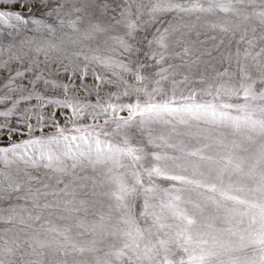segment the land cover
Segmentation results:
<instances>
[{
	"label": "snow or ice",
	"instance_id": "obj_1",
	"mask_svg": "<svg viewBox=\"0 0 264 264\" xmlns=\"http://www.w3.org/2000/svg\"><path fill=\"white\" fill-rule=\"evenodd\" d=\"M248 2L0 0V264L6 257L7 264H152L150 248L141 245L151 228L141 227L139 217L151 216L152 227L161 228L165 211L179 214V197L170 194L155 205L148 193L157 188L144 187L143 208L134 212L129 197L139 188L111 176L115 203L89 220L80 191L95 195L89 169L110 165L111 172L122 158L139 167L143 149L126 131L134 122L227 115L213 103H178L174 91L159 102L154 97L163 94V83L187 80L177 81L174 69L197 64L224 43L194 31L188 18L220 10L264 26V0L251 12L239 7ZM232 36L248 47L233 49L230 42L218 76L226 75L233 56L238 66L264 56V48L254 47L264 32ZM208 40L216 43L199 52L196 45ZM254 67L258 78L249 74L238 89L245 96L264 85V62ZM259 95L264 98V90ZM144 171L151 185L155 170ZM108 240L122 243L105 248ZM256 242L264 252V232ZM199 261L204 264L203 255Z\"/></svg>",
	"mask_w": 264,
	"mask_h": 264
},
{
	"label": "rangeland",
	"instance_id": "obj_2",
	"mask_svg": "<svg viewBox=\"0 0 264 264\" xmlns=\"http://www.w3.org/2000/svg\"><path fill=\"white\" fill-rule=\"evenodd\" d=\"M239 7L251 12L260 9V0H249ZM187 22L194 31L216 36L217 40L223 37L224 43L219 51L213 50L211 56H203L197 64L174 69L177 81L184 75L187 80L175 86L171 81L163 83V94H157L154 100H164L174 91L178 103H213L218 112L227 115L188 114L182 122L177 117L146 125L134 122L126 131L132 142L143 149L139 167L122 158L119 169L111 172L110 165L98 166L95 171L89 169L88 174L96 181L95 188L90 184L89 190H94L95 195L78 191L87 201L89 220L91 213H107L109 204L115 203L113 194L117 187L111 176L139 188L134 198L129 197L134 212L143 208L144 187L157 188L148 193L155 205L166 202L170 194L178 196L179 214L165 211L163 227H152L151 216L139 217L141 227L151 228V234L141 245L150 248L152 264H200L202 255L204 264H259L264 255L262 246L256 242L264 232V98L259 91L264 90V85L256 86V95L245 96L238 89L249 74L258 78L254 63L264 62V56H257L255 62L242 59L239 66L233 56L226 75L217 74L226 67L222 61L230 42L233 49L248 47L246 42L238 44L232 33L238 37L246 30L248 37H253L254 32L259 37L264 26L254 19L245 21L220 10L213 15L202 14L199 20L190 17ZM209 23H215L217 28L210 29ZM215 43L208 40L197 44L196 49L204 52ZM254 47L264 48V39L255 40ZM213 85L220 92L218 96L210 87ZM189 93L191 99L181 100L182 95ZM114 141L121 143V138L115 137ZM145 169L155 170L151 185L147 183ZM141 179L144 185L138 183ZM88 239L83 237L85 241ZM121 243L108 240L104 247L111 244L119 247ZM8 259L5 258L6 264Z\"/></svg>",
	"mask_w": 264,
	"mask_h": 264
}]
</instances>
